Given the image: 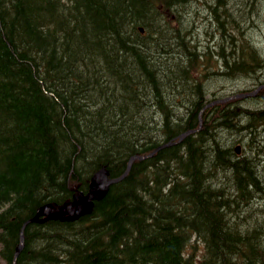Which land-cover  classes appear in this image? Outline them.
I'll return each instance as SVG.
<instances>
[{"label": "trees", "instance_id": "obj_1", "mask_svg": "<svg viewBox=\"0 0 264 264\" xmlns=\"http://www.w3.org/2000/svg\"><path fill=\"white\" fill-rule=\"evenodd\" d=\"M263 1L0 0V264H264V88L207 84L264 86ZM151 153L91 214L30 221Z\"/></svg>", "mask_w": 264, "mask_h": 264}, {"label": "rangeland", "instance_id": "obj_2", "mask_svg": "<svg viewBox=\"0 0 264 264\" xmlns=\"http://www.w3.org/2000/svg\"><path fill=\"white\" fill-rule=\"evenodd\" d=\"M191 10L196 12V14H193L192 17L194 19V26H195L193 32L194 38H196V40H199L201 44L200 45L201 49L206 48L208 49L207 51L209 52V54H211L209 56L208 52H206L203 59L205 60L209 59L212 64L216 65L215 58H217L218 56L217 55L218 53L216 51L218 50V47L217 48L207 47V46H214L215 41H213L210 36L214 30L216 31L215 26L212 24V23L215 24V20L213 19V16L210 14V12L207 11L205 5H200V3L193 2V6L191 7ZM258 13H259V18H256V24L258 25V27H256L255 30H251L250 34L255 39V42L257 43V46L260 49V51H262V55L264 58V23H262L264 22V1L258 5ZM214 69H217V66L214 67ZM259 74H261L262 80H264V69ZM253 81L254 80L252 78L241 79L237 81H231L226 79H216V80L212 79L209 80L207 84L209 85L208 88L211 90V92L213 91L216 92L219 96L221 95L226 97L227 95H231L234 93L240 94V93L252 92V90L251 91H245V90L251 89L255 86ZM241 104L252 108L256 107L255 104L259 106L258 102H255L253 100L243 101ZM261 107H264V104H262L258 108ZM262 162H263L262 169L264 173V158ZM197 250L198 252L200 251V246L198 247Z\"/></svg>", "mask_w": 264, "mask_h": 264}, {"label": "water", "instance_id": "obj_3", "mask_svg": "<svg viewBox=\"0 0 264 264\" xmlns=\"http://www.w3.org/2000/svg\"><path fill=\"white\" fill-rule=\"evenodd\" d=\"M143 31V29L141 28ZM264 88L261 86L257 90L251 93H240L234 95V98H246L254 96L260 89ZM184 136H180V140ZM178 140V141H180ZM177 141V142H178ZM172 143H168L164 146L171 145ZM162 146V147H164ZM161 148V147H160ZM160 148L155 150L158 151ZM241 151V147L236 146V152L239 154ZM154 153V152H153ZM153 153L144 156H133L129 162L127 171L118 178H111L109 172L106 168L99 169L97 172L93 174L89 182V188L87 192H78L73 195L72 201L70 203H66L64 205L58 207L44 206L41 207L35 216L31 218L32 222H45L47 220H60V221H77L80 218L89 215L93 211V207L96 200H100L106 196L108 193L110 186L114 183L121 181L127 174L130 169L132 162L136 159H144L149 156H152ZM23 247V234L21 235V244L17 249L19 253Z\"/></svg>", "mask_w": 264, "mask_h": 264}, {"label": "bare ground", "instance_id": "obj_4", "mask_svg": "<svg viewBox=\"0 0 264 264\" xmlns=\"http://www.w3.org/2000/svg\"><path fill=\"white\" fill-rule=\"evenodd\" d=\"M260 87H261V86H260ZM260 87H259V88H260ZM257 89H258V88H257ZM257 89H256V90H257ZM254 91H255V90H254ZM254 91H252V92H254ZM248 93H251V92H248ZM256 94H257V93H256ZM255 96H256V95H255ZM220 99H221V98H220ZM208 105H209V104H208ZM212 105H213V104H212ZM180 141H181V140H180ZM242 148H243V147H242ZM242 152H243V151H242ZM101 169H102V168H101ZM96 172H97V171H96Z\"/></svg>", "mask_w": 264, "mask_h": 264}]
</instances>
